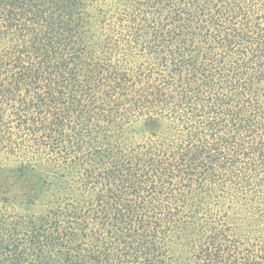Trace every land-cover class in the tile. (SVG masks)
Listing matches in <instances>:
<instances>
[{"label":"trees","instance_id":"obj_1","mask_svg":"<svg viewBox=\"0 0 264 264\" xmlns=\"http://www.w3.org/2000/svg\"><path fill=\"white\" fill-rule=\"evenodd\" d=\"M0 264H264V0H0Z\"/></svg>","mask_w":264,"mask_h":264}]
</instances>
